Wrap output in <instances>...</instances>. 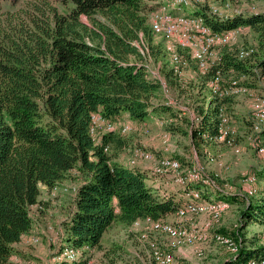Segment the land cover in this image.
<instances>
[{
  "label": "trees",
  "instance_id": "obj_1",
  "mask_svg": "<svg viewBox=\"0 0 264 264\" xmlns=\"http://www.w3.org/2000/svg\"><path fill=\"white\" fill-rule=\"evenodd\" d=\"M4 1L0 0V11ZM210 1L195 4L200 6L197 15L213 31H231L242 25L257 31L260 50L255 65L264 74V11L220 17L213 14L212 6L208 11ZM156 5L154 0H24L23 5L3 11L0 264H10L11 256L18 252L14 243L32 227L30 208L39 204L40 184L45 183L51 190L72 169H78L83 180L62 221L65 229L58 256L71 247L83 251L101 246L105 231L114 223L128 227L138 219L157 221L178 210L181 202L176 195L158 194L147 182L145 169L113 159L112 148L126 142L122 132H104L99 140L91 132L95 113L112 121L126 112L136 120L165 112L179 114L164 101H156L161 98L162 81L151 74L143 60L155 33L147 14ZM135 40L143 41L146 52ZM154 46L151 51L157 56ZM239 50L222 49L219 64L203 73L208 86L211 77L223 70L250 71L246 59L255 51L243 59L238 56ZM209 90L211 97L196 105L202 117L191 131L177 125L199 146L213 141L218 133L220 107L230 113L228 108L235 97L216 96L210 86ZM254 116L249 119L250 128ZM184 118L191 125L192 120ZM172 128L176 130L174 123ZM259 131L257 137L264 138V126ZM201 183L197 180L185 190L201 187ZM218 191L221 198L236 197L235 193ZM242 215L248 222L264 223V199L248 200ZM222 232L242 236L239 250L237 240L229 235L238 244V251L225 264L264 259V245H245L239 230ZM57 264H88V260L76 257Z\"/></svg>",
  "mask_w": 264,
  "mask_h": 264
},
{
  "label": "rangeland",
  "instance_id": "obj_2",
  "mask_svg": "<svg viewBox=\"0 0 264 264\" xmlns=\"http://www.w3.org/2000/svg\"><path fill=\"white\" fill-rule=\"evenodd\" d=\"M154 2L157 5L147 14V21L148 23L151 21L155 33H152L153 40L151 44H148L149 54H146L143 60L147 63L151 74L165 82V86L162 83L161 98H156V101H164L173 108L178 109L179 114L171 115L165 112L152 115V117L145 120L133 119L129 114L121 115L116 121H118V124L121 122L126 125L119 124L121 127L119 131L123 133L126 142L120 147H113L111 154L114 157H119L121 161L128 157L130 163L132 160L138 159L132 164L135 165L140 160H145L140 158L143 153L149 151L153 160L152 172L157 175L164 174V176H168L170 178L169 187L171 188L174 186L178 189L180 185L187 187L197 180L201 181V187L193 186L186 189L184 201L179 205V208L191 200L187 194L190 190H194L195 193L199 191L201 197L195 200L199 201V204L204 202H223L224 205L227 204L219 210L217 216H214L210 211H191L180 215L177 210L168 213L170 219L178 218L177 220L159 219L176 226H182L193 234L194 240L192 242H184L185 244L178 247L184 246V251L188 255L181 258L183 264H225L227 258L236 255L238 250L234 251L227 244L216 239L217 234L226 235L222 232L223 230H239L247 246L264 245V223H259L257 220L248 222L246 217L242 215V210L246 207L248 200L264 199V175H262L264 172V138L257 137V134L263 129L262 127L259 131L260 126H264V97L261 98L264 95V74L260 67L255 65L260 50L257 31L250 25H242L239 28L231 29L229 31L231 33L230 42L225 45L216 44L212 46L201 61L195 58L193 48L185 43L183 36L179 38L173 35L170 36L167 34L168 31L162 29L164 25L162 20L167 12L175 15L179 13L192 14L195 11L191 8L197 10L200 6H197V8L195 3L182 6L183 0H154ZM201 2H204V0H201ZM209 3V8L212 6L213 14L220 17L264 11V0H240L238 2L212 0ZM23 4L24 0H18L17 2L4 1L0 17L4 16L3 11L14 9ZM196 13L199 12L196 11ZM197 19L201 21L200 18ZM141 36L143 37V33H141ZM135 42L143 52H146L142 40H135ZM151 45L157 47V56L152 53ZM238 47H240V50L254 49L255 53L246 59L251 67L250 71L244 72L232 68L217 74L223 78L224 84L235 81L237 85L241 84L247 87L249 91L225 95L236 96L232 98V103L228 108L232 118L224 106L220 107L219 111V122L220 118H223L221 113L224 114V117L226 116L228 121L224 124L229 132L227 140L225 142L218 141L215 136L213 141L199 146L195 144L190 134L180 130L177 125L191 131L194 123L196 124L201 119L202 114L197 111L196 105L203 98L211 97L209 86L211 89V79L214 76L211 77L208 86L203 73L219 64L223 48L235 51ZM197 54H199L198 48ZM176 56L179 57V61L182 63L175 60L174 57ZM131 57L134 58V56ZM190 67L192 69L188 70ZM237 95L240 97H237ZM225 96L221 95L220 97ZM240 100L242 102L241 108L235 106V103L240 102ZM253 102H258L255 111H253ZM251 113H253L252 116L255 115V123L253 122L252 129L250 128L251 120H249ZM185 116L192 120L191 125L186 122ZM172 123H174V128L176 127L175 131L172 130ZM124 127H127L128 130L123 131ZM104 129L103 127L99 128L95 135L97 140L100 139V133ZM236 147H239V151ZM164 158L178 160L180 167L164 170L160 166V162ZM82 177L83 174L78 169H72L60 180L58 186L51 189L50 193L53 196L57 195L55 198H58L62 193L65 194L63 197L66 196L62 208L54 210L55 212L50 215L51 220L48 227L53 232L42 236V233H33L31 236L38 235L39 237H34L28 241L27 249L31 251V256L20 258L15 253L10 258V264H50V259H52V264H57V262L64 260V253L58 256L59 246L62 244L60 238H58V226L61 222V216L57 218L56 212L59 213V210L61 212V209L66 210L68 208L71 201L70 193H75L78 182ZM169 187L167 186V188ZM218 190L235 193L236 197L235 199L221 198L223 196ZM42 191L43 189H41L40 196H42ZM42 207L45 209L49 205L43 202ZM152 222L155 221L151 219L141 220L140 227L136 225L125 227L116 223L114 231L102 242L101 246H91L83 251L75 250L72 260L76 257L83 258L85 253L87 254L88 264H139L142 263L140 256H143L148 264H156L151 255L149 242L141 239L140 236L143 231H149L152 241L155 240L161 248L174 250L176 263L182 264L176 256L175 250L178 248L174 245L175 240L166 234L153 232L150 229ZM240 227L242 228L240 229ZM231 236L237 240L240 250L242 236L238 238L234 235ZM40 243L44 247V251L36 250ZM186 245L189 246L186 247ZM213 248L216 249L215 252H212ZM142 249H145V251ZM56 250L58 251L54 253ZM69 259L66 258V260Z\"/></svg>",
  "mask_w": 264,
  "mask_h": 264
},
{
  "label": "bare ground",
  "instance_id": "obj_3",
  "mask_svg": "<svg viewBox=\"0 0 264 264\" xmlns=\"http://www.w3.org/2000/svg\"><path fill=\"white\" fill-rule=\"evenodd\" d=\"M191 3H196V4L201 3V0H183L182 6H188ZM167 13L166 15H170L171 17L176 18L177 22L182 23V32H189L192 29V27L204 29V30H197V37H202V40L204 41H199L198 45H194L193 39L189 37H184L181 34L173 32V27H171L169 24L164 23L163 28H162L163 30L168 31L167 34H169L170 36L173 35V36H177L178 38L180 36H183L185 38L184 40L186 41L185 43H188V45L191 48H193V52H195L194 54L195 58L200 59L201 61L205 58V53L209 51L212 48V46L216 44L225 45V44H228L231 40V33L229 31L227 33L226 31L225 32L213 31L210 27H208L204 23V19H202L199 16L191 15L187 13H179L176 15L171 12L170 13L167 12ZM197 18H200L201 21H198ZM180 41L182 40L180 39ZM197 48H198L199 54H197ZM253 52H254L253 48L241 49L239 50L238 56L244 59L245 57L250 56ZM174 58L179 63H182L181 61H179V57L176 56ZM228 83H229V86L225 87L223 85V78L219 74L214 75V77L212 78V82H211L212 93L216 95L221 94L222 96L223 95L225 96L229 94L234 95V94H239L244 91H249L247 87L242 86L241 84L237 85L235 81L232 83L230 82ZM223 115L224 114L221 113V117L223 118H220L216 139L218 141L225 142L227 140L229 132L224 125L225 122L227 121V118L226 116L224 117ZM92 119L93 121H92V126H91V132L94 134V136L97 134L99 128L101 127L105 128L104 130L106 132L112 131V130L119 131L121 128L117 122L106 119L99 113H95ZM122 130L127 131L128 128L124 127ZM146 153H144V157L150 158L151 157L150 154L148 153L146 154ZM135 162L136 160H132L131 164H134ZM160 166L164 170H170V168L180 167V162L178 160H174V159L171 160L168 158H164L161 160ZM187 194L189 195L191 200L186 205L180 206V208L178 209V213L180 215H184L185 213L191 212V211H194V212L210 211L211 213H213L214 216H217L219 214V210L222 207L227 206V204L224 205L223 202H216V203L215 202L213 203L204 202V203L199 204V201H195L201 197L199 191L195 193L194 190H190L187 192ZM140 222L141 220L139 219L133 225L140 227L141 226ZM150 229L153 232L166 234L172 237L175 240L174 245L177 248L181 246L182 244H185L184 242H187V241L192 242L194 240L193 234L189 232L186 228L182 226L173 225L167 221L158 220V221L152 222ZM140 236H141V239L149 242L151 255H152L153 260L156 262V264H177L175 260L174 250L168 249V248H161L155 240L152 241L149 235V231H143ZM216 239L222 243L227 244L232 250L234 251L238 250L236 242L229 235L217 234ZM63 253H64L63 259L70 258L69 260H72L73 254L75 253V249L71 247V248L66 249ZM245 264H264V259L249 260Z\"/></svg>",
  "mask_w": 264,
  "mask_h": 264
},
{
  "label": "crops",
  "instance_id": "obj_4",
  "mask_svg": "<svg viewBox=\"0 0 264 264\" xmlns=\"http://www.w3.org/2000/svg\"><path fill=\"white\" fill-rule=\"evenodd\" d=\"M192 7H195V6H192ZM191 10H193V11H195L194 13H192L191 15H197V13H196V9L194 10V8H191ZM192 12V11H191ZM198 16V15H197ZM190 69H192V67H190L188 70H190ZM230 81V80H229ZM162 83H164V85L163 86H165V82H163L162 81ZM228 83V82H227ZM223 85L225 86V87H227V86H229V83L228 84H224V82H223ZM236 97V96H235ZM237 97H240V96H238L237 95ZM242 100V99H241ZM241 100H240V102H237V103H235V106H239V108H241L240 106H241V104H242V102H241ZM257 105H258V102H253V111H255L256 109H257ZM126 114H129V113H124L123 114V116L124 115H126ZM252 114L253 113H251L250 114V116H252ZM246 116V115H245ZM230 117L232 118V115L230 114ZM247 118H249L248 116H247ZM250 119V118H249ZM116 122H118V121H116ZM119 124L120 125H124V126H126L124 123H121V122H119ZM235 126V125H234ZM104 132H106L105 130L102 132V133H104ZM102 133H100V135L102 134ZM236 149H238V151H239V147H236ZM146 153V152H145ZM147 153L148 154H150V158H145L144 157V153H143V155L141 156V158L140 159H145V160H140L138 163H136L135 165L136 166H139V167H141V168H143V169H145L146 170V173H147V178H146V180L148 179V183L151 185V186H153V188L156 190V192L158 193V194H160L161 196H164V195H169V194H175L176 195V197H177V199H179L180 200V202L182 203L183 201H184V194L186 193V190H185V188H186V186L185 185H180L179 187H178V189H177V187H174V186H172V188L171 187H169L170 186V178L168 177V176H164V174H162V175H157V174H154L153 172H152V167H153V160L151 159L152 158V154L149 152V151H147ZM146 153V154H147ZM113 159L114 160H116V161H119L120 163H122V164H124V165H126V166H129V167H132V166H134V165H132L131 163H130V161H129V158L127 157L124 161H121L120 159H119V157H114L113 156ZM146 159H148V160H146ZM150 159V160H149ZM138 159H136V161H137ZM132 162V161H131ZM82 178H81V180L78 182V185L82 182ZM167 186L169 187V188H167ZM40 189H43V191H42V196H40L39 195V204H32L31 205V208H30V213H31V216H32V218H33V224H32V227L27 231V232H25L23 235H22V237H21V239L20 240H18V241H16L15 243H14V245H15V247L18 249V252H15L16 254H18L19 255V257L20 258H24V257H29V256H31V254H30V252L31 251H29L28 249H27V246H28V244H29V240H32V238H34V237H39L38 235H33V236H31L33 233H42L41 234V236L43 235V234H46V235H49V233H51V232H53V230L51 229V228H49L48 226V224H49V222H50V220H51V217H50V215H52L53 214V212H55L54 210H58V209H60V207L62 208V206H63V202H64V198H66V196L65 197H63L65 194H60V196L58 197V198H55L56 196H53L50 192H51V190H50V188H49V186L48 185H46V184H40ZM173 190V191H172ZM171 191V192H170ZM71 194V201H70V205L68 206V208L65 210V209H61V212H60V210H59V213H58V211L56 212V215H57V218H58V216H61V222H60V225L58 226V228H59V237L58 238H60V240H62V238H61V235H62V233L64 232V229H65V227H64V224L62 223V221L67 217V215H68V213H69V211H70V209H71V207H72V204H73V199H74V193H70ZM208 196H212V195H208ZM211 198V197H210ZM43 202H46V204L47 205H49V207H46L45 209H44V207H42V203ZM186 203V202H185ZM58 205H59V207H58ZM39 206V207H38ZM41 206V207H40ZM54 206V207H53ZM166 218H168V219H166ZM56 219V218H55ZM163 219H165V220H168V221H171V220H177L178 218H175V219H170V217L168 216V214H166V216H165V218L163 217ZM172 222H174V221H172ZM116 223H114L113 225H111L106 231H105V233H104V235H103V240H102V242L105 240V239H107V237L108 236H110V234H111V232L112 231H114V228L116 227ZM50 227H51V225H50ZM161 236H163L162 234H161ZM52 238V237H51ZM53 239V238H52ZM33 242V241H32ZM61 243H62V241H61ZM66 244V243H65ZM63 246V245H62ZM61 246V247H62ZM189 245H186V247H188ZM184 246H182V247H180V248H178V249H176L175 251H176V256H177V258L179 259V261L183 264V262H182V260H181V258H185L186 257V255H187V253H185V251H184V248H183ZM60 249V248H59ZM58 249V250H59ZM36 250H39V251H44L45 249H44V247L42 246V244L40 243V244H38V246H37V249ZM58 250H56L54 253H56ZM142 250H144L145 251V249H142ZM213 251L212 252H215V248H213L212 249ZM53 251V250H52ZM32 252H37V251H32ZM14 253V254H15ZM13 254V255H14ZM36 254H38V253H36ZM12 255V256H13ZM188 256V255H187ZM87 258V254H85L84 253V257L83 258ZM140 259H141V261H142V263H139V264H148V262L147 261H145V259L143 258V256H140ZM226 259V258H225ZM50 264H52V259H50Z\"/></svg>",
  "mask_w": 264,
  "mask_h": 264
},
{
  "label": "built area",
  "instance_id": "obj_5",
  "mask_svg": "<svg viewBox=\"0 0 264 264\" xmlns=\"http://www.w3.org/2000/svg\"><path fill=\"white\" fill-rule=\"evenodd\" d=\"M208 9H209V7H208ZM214 11H216V10H214ZM162 22L167 23L171 27H173V32L181 34L184 37H189V38L193 39L194 45H198L199 41H204V40H202V37H197V30H204L202 28L192 27V29L189 32H182V23L177 22L176 18H173L170 15H165V18L162 20ZM228 31H226V33ZM209 38H211V37H209Z\"/></svg>",
  "mask_w": 264,
  "mask_h": 264
}]
</instances>
